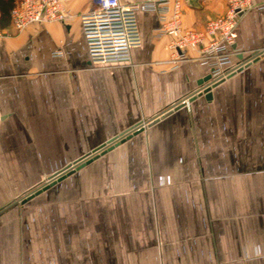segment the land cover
<instances>
[{
    "label": "crops",
    "instance_id": "obj_1",
    "mask_svg": "<svg viewBox=\"0 0 264 264\" xmlns=\"http://www.w3.org/2000/svg\"><path fill=\"white\" fill-rule=\"evenodd\" d=\"M15 1L0 0V264H264V8L241 14L247 62L206 99L200 51L226 0H183L203 41L173 69L157 12H137L129 64L93 66L78 15L91 0L21 31Z\"/></svg>",
    "mask_w": 264,
    "mask_h": 264
},
{
    "label": "built area",
    "instance_id": "obj_2",
    "mask_svg": "<svg viewBox=\"0 0 264 264\" xmlns=\"http://www.w3.org/2000/svg\"><path fill=\"white\" fill-rule=\"evenodd\" d=\"M69 0H17L10 10V21L17 31L34 23H64L69 17L66 3ZM93 6L79 13L80 28L93 66H121L131 60V50L141 45L137 21L140 9L158 13L159 26L155 30L158 37L169 36L171 69L184 59V52L203 41V34L186 30L182 23L183 0H142L122 4L120 0H91ZM227 9L223 16L207 23L205 33L215 37L201 48V60L211 64L210 83L225 79L239 66L230 70L224 68L234 55L242 53L233 47L235 28L244 12L251 8H264V3L255 0H226ZM2 34L0 32V46ZM264 53V49L256 55ZM255 54V53H254ZM1 57V49H0ZM252 59V58H251ZM250 59V60H251ZM188 106V99L182 100ZM145 124L138 126L141 129Z\"/></svg>",
    "mask_w": 264,
    "mask_h": 264
},
{
    "label": "water",
    "instance_id": "obj_3",
    "mask_svg": "<svg viewBox=\"0 0 264 264\" xmlns=\"http://www.w3.org/2000/svg\"><path fill=\"white\" fill-rule=\"evenodd\" d=\"M233 47L235 48V45H234ZM259 53H260V52H259ZM255 56H256V53L254 54L253 57H255ZM237 58H238L239 60H241V61H244V60H243V55H242V53L238 54V55H237ZM253 60H254V59H253ZM242 67H243V66H239L236 70H239V69H241ZM205 79H206V78H205ZM208 79H210V76H208L206 80H208ZM219 82H220V81H219ZM219 82H216V83H210V82H209V84H208L207 86H203V88L200 90L199 94H204V96H205L206 99H210L211 96H212L211 88H212L213 86L217 85ZM168 113H170V111L161 114V115H160V118L166 116ZM158 119H159V118H158ZM154 121H157V118H155L154 120H152V122H154ZM137 128H138V126H135V127H133V128H130L129 130L125 131V132H124L123 134H121L120 136H117V137H115V138L109 140L106 144H104L103 146H101L100 148H98L93 154H96L97 151H99V150H103L104 148L109 147L110 145H112V143H114L115 141H117L118 138H120V137L123 136L124 134H128V133H130L131 131L136 130ZM115 143H116V142H115ZM93 154H92V155H93ZM89 155H90V154H89ZM89 155H88V156H89ZM86 157H87V156H86ZM86 157H85V159H86ZM85 159L83 158V159H80V160H76V161H74V162L68 164L65 168H63L62 170H60V171L57 172L56 174H54V175H52V176H49V177L47 178V181H46L45 185H43L41 188H39V189L37 190V192H39V191L42 190V189L47 188V186H48V181H49V184H50V183L55 182L56 180H59L60 177H61V174H63V173H68V172H69L74 166H77L79 163H82L83 161H85Z\"/></svg>",
    "mask_w": 264,
    "mask_h": 264
},
{
    "label": "rangeland",
    "instance_id": "obj_4",
    "mask_svg": "<svg viewBox=\"0 0 264 264\" xmlns=\"http://www.w3.org/2000/svg\"><path fill=\"white\" fill-rule=\"evenodd\" d=\"M242 68H243V67H242ZM242 68H241V69H242ZM236 69H237V68H236ZM241 69H239V70H241ZM239 70H233V71L229 74V76L232 75V74H234V73H236V72L239 71ZM229 76H227V77H229ZM227 77H226V78H227ZM47 188H48V186H47Z\"/></svg>",
    "mask_w": 264,
    "mask_h": 264
},
{
    "label": "trees",
    "instance_id": "obj_5",
    "mask_svg": "<svg viewBox=\"0 0 264 264\" xmlns=\"http://www.w3.org/2000/svg\"><path fill=\"white\" fill-rule=\"evenodd\" d=\"M16 1H17V0H16ZM16 1H15V3H16ZM15 3L12 5V7L15 5ZM12 7H11V8H12ZM10 10H11V9H10ZM9 14H10V12H9ZM9 18H10V16H9Z\"/></svg>",
    "mask_w": 264,
    "mask_h": 264
}]
</instances>
